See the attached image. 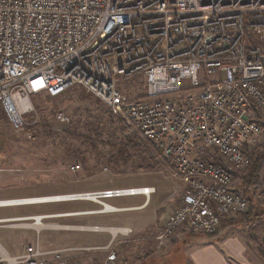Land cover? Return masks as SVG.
Returning a JSON list of instances; mask_svg holds the SVG:
<instances>
[{
	"label": "built area",
	"instance_id": "2783aa9c",
	"mask_svg": "<svg viewBox=\"0 0 264 264\" xmlns=\"http://www.w3.org/2000/svg\"><path fill=\"white\" fill-rule=\"evenodd\" d=\"M129 80L143 82V97L120 87ZM73 86L97 96L183 183L179 207L155 233L159 246L183 227L214 234L225 218L248 209L235 173L250 164L248 150L264 134V0H0V110L13 128L32 124L33 95L59 97ZM155 192L129 186L65 196L116 211L108 199L149 201ZM18 205L23 199L0 200V207ZM69 215L0 218V224L109 232V242L26 245L19 255L0 243V264H86L87 255L98 253L104 257L89 264H124L118 248L132 227L48 221Z\"/></svg>",
	"mask_w": 264,
	"mask_h": 264
},
{
	"label": "rangeland",
	"instance_id": "374dc122",
	"mask_svg": "<svg viewBox=\"0 0 264 264\" xmlns=\"http://www.w3.org/2000/svg\"><path fill=\"white\" fill-rule=\"evenodd\" d=\"M120 87L130 97L145 95L143 82L140 80L122 82ZM32 100L36 113L34 117L28 118L32 124L24 131L15 130L0 110V199L154 186L157 188V193L153 194L154 206L155 199L166 201L167 205L180 204L181 182L166 174L160 164L151 158L150 152L134 155L129 153L126 149L129 141L145 148L148 144L131 135L108 106L90 91L81 86H73L62 96L35 94ZM60 112H64V117L60 116ZM95 119L101 122L98 133L89 130L90 127L87 126V122H94ZM263 144L264 134L254 148L261 151L264 149ZM254 148L248 150L250 164ZM249 165L235 173V185L248 198L249 208L242 214L225 218L223 225L228 220H233L247 223L249 229L264 227V161L258 174L259 179L254 184L248 183L247 175L252 167ZM143 200V196L136 195L110 198L107 201L116 205H131ZM92 205L95 208L91 210L104 209L103 205L91 200L69 199L0 207V214H69L83 212ZM146 211L143 209L140 214H145ZM125 212L128 214L136 211ZM104 214H111L103 216L110 221H116L123 215L114 211ZM83 216L63 218L64 220L56 217L48 221L65 224L75 220L74 223L81 224ZM99 216L101 215L97 217ZM103 217H95L96 223L105 221ZM149 221L145 222L143 229L151 228L156 232L160 222ZM96 234L98 233L92 231L57 228L42 229L38 235L30 229L9 228L0 229V240L15 255L23 251L25 239L35 243L38 236L41 241L56 236H72L74 240L82 241L93 238Z\"/></svg>",
	"mask_w": 264,
	"mask_h": 264
},
{
	"label": "crops",
	"instance_id": "0c3cea01",
	"mask_svg": "<svg viewBox=\"0 0 264 264\" xmlns=\"http://www.w3.org/2000/svg\"><path fill=\"white\" fill-rule=\"evenodd\" d=\"M183 190L184 185L181 182V197ZM141 196L144 197L143 201H137V203L131 205H116L110 202L112 206L119 208L114 212L123 214L116 221H110L107 217H103L111 215L104 214L105 212H102L104 209L99 211L91 210V208H95V205L84 209L83 212H72L69 216H62V220H64L63 218H74L79 215H84L83 218L85 221L83 220L81 224L132 227L134 233L127 241H122L118 248L124 264H264V227L249 229L247 223L233 222L224 224L218 233L213 235L197 233L190 228L183 227L176 231L172 240H169L163 246H159L154 239L155 233L162 226L167 217L179 207V204L172 203L167 205L166 201H158V199H155L156 205L154 206L153 195L149 201H147L144 195ZM108 200L110 201V199ZM143 209L147 210L146 213L140 214V211ZM89 211L93 212L91 213ZM125 211L136 212L125 214L127 213ZM89 214L93 216H89ZM31 215L36 214H0V218L11 219ZM98 215H101L99 217H103L102 219L105 221L96 223L97 219H99V217H97ZM68 220L69 219H66V221ZM147 220H150L149 223L154 221L160 222V227L156 232L151 228L143 229ZM71 221V223L66 224H77L74 223L75 220ZM90 221L92 223H88ZM9 228L30 229L35 231L38 235L41 232H38L34 228L5 226L4 224H0V229ZM44 229L57 228L49 227ZM72 231L81 230L75 229ZM95 233L98 234L93 238L83 239L82 241L78 239H75V241L72 236H56L54 238H47L44 241L39 240L38 236L35 243H32L29 239H25L26 242L23 251L15 255L22 254L26 245L39 244L42 249L106 245L111 238L109 232ZM0 243L5 248L1 240ZM6 250L10 252L8 249ZM94 257L103 258L104 253L87 255L86 264L91 263Z\"/></svg>",
	"mask_w": 264,
	"mask_h": 264
},
{
	"label": "trees",
	"instance_id": "16d2710c",
	"mask_svg": "<svg viewBox=\"0 0 264 264\" xmlns=\"http://www.w3.org/2000/svg\"><path fill=\"white\" fill-rule=\"evenodd\" d=\"M95 121H98V123H96ZM100 123H101L100 120L95 119L94 122H93V120L89 123L87 122V126L90 127L89 130L93 131L94 133H98L99 129L101 128ZM127 145L128 146L126 147V149L128 150L129 153H131L133 155L137 154V153L148 152V149L145 148V146H143V145L141 146L140 144H137V143L133 144L132 141L131 142L129 141ZM263 148H264V144H263ZM263 161H264V149L259 151L257 148H254L251 151V164L249 166H252V167H251V171H250L249 175H247L248 183L254 184L258 181V179H259L258 174L260 173L261 165H262ZM224 220H223V223H224ZM233 222H234L233 220H228L227 223H225V224L233 223ZM223 223H222V225H223ZM216 233H218V232H216ZM216 233H214V234H216ZM205 235H213V234H205Z\"/></svg>",
	"mask_w": 264,
	"mask_h": 264
},
{
	"label": "bare ground",
	"instance_id": "6f19581e",
	"mask_svg": "<svg viewBox=\"0 0 264 264\" xmlns=\"http://www.w3.org/2000/svg\"><path fill=\"white\" fill-rule=\"evenodd\" d=\"M19 199H21V200L23 199V203H25V204H35V203L63 201L65 199H71V197H67V196H65V194H63V195L39 196V197H29V198H19ZM105 204L108 205L107 202H105ZM113 211L114 210L112 209L111 206H107L105 208V210L102 212H113Z\"/></svg>",
	"mask_w": 264,
	"mask_h": 264
}]
</instances>
